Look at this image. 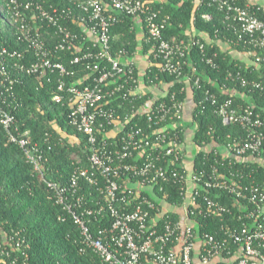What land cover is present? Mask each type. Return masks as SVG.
Segmentation results:
<instances>
[{
	"label": "built area",
	"instance_id": "2783aa9c",
	"mask_svg": "<svg viewBox=\"0 0 264 264\" xmlns=\"http://www.w3.org/2000/svg\"><path fill=\"white\" fill-rule=\"evenodd\" d=\"M167 1L170 0H62L61 5L50 4L47 9L45 2L39 0H3L0 14L6 12L19 42L28 50L23 53L7 46L0 49L1 124L8 140L23 150L35 171L43 176L52 200L78 226L82 253L91 250L105 264H264V183L244 184L242 172L230 174L234 180L229 181L214 166H187L184 129L178 127L179 121L184 122L185 102L179 101L175 93L169 103L164 101L166 94L155 95L139 109L133 106L126 110L124 116L112 106L120 101L118 107L123 108L125 102L141 99L162 84L155 85L151 76L145 77L146 72L141 74L135 58L131 59L124 50L118 58L111 54V30L127 17L143 23L140 16H145L142 38L155 42L154 58L161 61L153 63L143 56L148 67H155L160 75H174L178 82L198 85L199 79L189 75L196 73V66L186 58L191 47L202 49L203 45L194 38H166L170 18H159L160 11L146 13L151 2ZM196 1L215 5L224 12L225 22L236 31L239 42L264 50V19L258 16V0ZM203 18L211 20L212 15L205 14ZM73 25L86 36L74 31ZM44 30L50 39L45 38ZM86 38L92 48L85 47ZM71 51L77 54L68 64L61 62L60 55ZM31 54L29 63L15 62L9 67L7 58L26 61ZM253 57L256 68L264 67V55ZM206 63L216 67L211 59ZM78 66L94 74L70 82L68 79L76 75ZM185 67L191 71H184ZM13 70L24 76L58 75L53 101L68 103L70 125L87 138L88 166H78L66 184L46 178L40 164L41 147L32 142L29 130L21 132L15 126V116L3 107L11 105L7 100L14 98V86L20 81L14 78ZM230 77L242 87L250 84L264 91V69L259 80L251 82L240 71ZM210 98L216 101L208 95L207 100ZM218 114L224 126L238 124L246 136L243 142L237 139L228 144L223 151L225 156L264 165V117L253 107L235 106L232 99L219 106ZM137 116L141 119L133 124ZM143 120L147 125L142 124ZM82 183L96 188L102 201L91 203L82 192ZM170 184L182 188V205H169L165 199L157 205L149 195L156 186ZM201 192L205 194L202 196ZM223 193L239 203L240 225L224 224L217 235L201 233L202 225L193 219L196 214L208 219L221 217L222 222L231 215L230 206L221 201ZM105 217L110 219V226L94 235L91 220ZM23 244L25 239L17 232L0 240V264H18L11 250L22 251Z\"/></svg>",
	"mask_w": 264,
	"mask_h": 264
},
{
	"label": "trees",
	"instance_id": "16d2710c",
	"mask_svg": "<svg viewBox=\"0 0 264 264\" xmlns=\"http://www.w3.org/2000/svg\"><path fill=\"white\" fill-rule=\"evenodd\" d=\"M39 1L45 2L47 9L50 4L62 3V0ZM259 6L261 10L258 16L264 19V0H259ZM148 7L146 13L160 11L159 18H170L165 31L166 38L175 37L186 41L194 38L195 42L199 40L203 45L202 49L199 46L191 47L186 58L188 63L196 66V73L189 72L191 69L188 67L184 69L194 80L199 79L198 85L191 81V84L183 80L178 82V79L169 73L157 74V69L152 66L147 68L145 74V77L151 76L155 85L162 83L167 86L164 99L166 103H169L171 95L175 93L179 101L187 102L191 107V121H188L184 113V122L178 123V127L184 129L182 138L185 139L189 132L194 142V150L189 152L186 148V156L193 155L195 167L198 169L214 166L217 171L224 172L229 181L234 180L230 174L242 172L244 184L253 181L264 183V165L242 161L235 156H225L223 151L228 144H233L237 139L242 141L246 136L244 129L238 124L224 126L218 114L219 106L232 99L235 106L253 107L255 112L264 117V91L255 89L250 84L242 87L238 81L230 77V74L235 75L240 71L249 82L259 80L264 67L256 68L252 60H249L250 64L246 66L239 59L238 53L248 52L250 59H253L255 55H264V50L254 49L239 42L236 31L225 22L224 12L218 11L215 5L209 6L208 3H199L196 0H170L164 3L151 2ZM205 14H211L212 19L205 20L203 18ZM140 17L143 22L141 25L136 26L134 18L127 17L113 26L111 54L118 58L119 52L124 50L131 59L136 56H148L153 63H160L159 59L154 58L157 46L155 42H147L146 37L140 36L141 32L145 33L146 30L145 16ZM0 18L5 22L4 25L0 23V49L7 46L11 50L25 53L28 50L27 46L19 42L6 12L0 14ZM71 28L81 33L83 37L86 36L80 28L74 25ZM43 33L46 39H50L45 30ZM51 33H54L52 29ZM85 44V47L92 48L87 38ZM76 54L75 51H71L66 56L60 55V61L68 64ZM32 59L31 54L27 56L26 61L9 58L7 61L9 67H12L15 62L17 65L27 64ZM208 59L213 61L215 68L206 63ZM75 70L77 73L68 79L70 82L87 79L91 73L94 74L82 66L75 67ZM12 73L14 78L20 81L14 86V98L7 100L11 105L4 104L3 107L15 116V126L21 132L29 130L32 142L38 143L41 147L43 156L40 164L46 178L66 184L78 166H88L85 156L87 138L70 125L68 114L71 108L68 103L59 104L53 101L58 75L24 76L14 70ZM208 95L215 97L216 101L211 98L207 100ZM154 97L155 92L151 91L141 99H134L132 103L125 102L123 108L118 107L120 101L113 103L112 106L124 116L126 110L130 111L133 106L137 110ZM137 117L134 118L133 124L141 119ZM142 124L147 125L146 120H143ZM107 130H110V127ZM72 137L78 139V142L71 139ZM181 191L182 188L172 184L156 186L149 197L157 205L165 199L169 205L180 206L183 203ZM82 192L91 203L103 199L96 188L83 183ZM201 193L202 196L205 194ZM51 196L52 193L43 182V176L35 171L23 150L8 140L0 120V240L4 241L15 232L25 239V244L21 246L22 251L11 250L13 257L18 258V264H105L91 250L84 253L80 251L81 231L70 214L63 207L56 205ZM211 196L216 199L213 193ZM221 201L230 206L231 215L225 216L222 222L221 217L208 219L196 214L193 219L202 225L201 233L217 235L220 226L224 224L235 227L240 225L237 221L240 213L239 203L224 193L221 195ZM110 224L108 217L91 220V230L98 236L99 231Z\"/></svg>",
	"mask_w": 264,
	"mask_h": 264
},
{
	"label": "crops",
	"instance_id": "0c3cea01",
	"mask_svg": "<svg viewBox=\"0 0 264 264\" xmlns=\"http://www.w3.org/2000/svg\"><path fill=\"white\" fill-rule=\"evenodd\" d=\"M259 1V0H258ZM135 24L136 26L137 25H141L142 23L138 20L135 21ZM144 32H141L140 36L142 38V35H143ZM239 55V59L244 62L246 64V66H249V60H252L250 59V54L247 53V52H243V53H238ZM134 61L136 62V65L138 66L139 68V71L141 74H144L146 72V69L148 68L147 66V61L146 59L143 57V56H136ZM166 90H167V86L161 84V87L156 89H152V91L155 92V95H160V94H166ZM190 106L187 102H185V109H184V113L186 114V117L188 119V121L190 122L191 121V116H190ZM186 141H185V147L188 149L189 152L193 151L194 150V142L191 138V134H189V132L186 134V137H185ZM194 153V152H193ZM192 158H193V155L191 156H188V160L186 162L187 166L188 167H192L193 165V161H192Z\"/></svg>",
	"mask_w": 264,
	"mask_h": 264
},
{
	"label": "rangeland",
	"instance_id": "374dc122",
	"mask_svg": "<svg viewBox=\"0 0 264 264\" xmlns=\"http://www.w3.org/2000/svg\"><path fill=\"white\" fill-rule=\"evenodd\" d=\"M3 5V0L2 1H0V6H2ZM0 23L2 24V25H4L5 24V22L4 21H2L1 20V18H0Z\"/></svg>",
	"mask_w": 264,
	"mask_h": 264
}]
</instances>
